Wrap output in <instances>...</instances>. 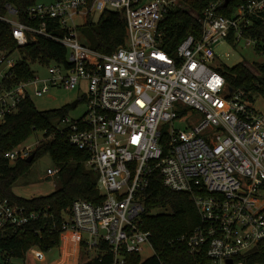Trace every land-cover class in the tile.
I'll list each match as a JSON object with an SVG mask.
<instances>
[{
    "label": "built area",
    "instance_id": "1",
    "mask_svg": "<svg viewBox=\"0 0 264 264\" xmlns=\"http://www.w3.org/2000/svg\"><path fill=\"white\" fill-rule=\"evenodd\" d=\"M179 1L36 2L26 12L36 22L30 24L19 19L11 4L7 13L0 12L20 45L42 35L67 49L65 61L32 63L31 75L24 76L19 49L0 47V126L33 94L87 83L86 112L59 117L54 129L89 152L85 165L98 173L97 188L105 195L101 202L77 198L64 212L62 234L77 233V247L88 251L81 264L97 256L102 260L108 252L110 264H124L127 253H140L146 243L153 246L142 213L155 173L165 186L190 193L195 201L200 223L182 236L189 252L206 253L212 264H249L251 254L260 248L264 252V112L244 89L229 85L220 70L225 64L212 66L215 45L224 40L243 41L264 55V39L246 34L264 23V0H234L231 15L221 12L230 0L210 1L198 15L201 34L188 35L170 53L161 45V23ZM108 9L125 14L127 42L104 53L83 43L78 28ZM35 64H49V76L40 78ZM194 110L201 116L195 118ZM37 146L23 142L4 156L14 163ZM59 170L49 168L48 174ZM40 215L0 198V229H19ZM30 250H36L39 262L44 260L42 249ZM16 260L28 264L27 254L0 253V264H19Z\"/></svg>",
    "mask_w": 264,
    "mask_h": 264
},
{
    "label": "trees",
    "instance_id": "2",
    "mask_svg": "<svg viewBox=\"0 0 264 264\" xmlns=\"http://www.w3.org/2000/svg\"><path fill=\"white\" fill-rule=\"evenodd\" d=\"M92 1V0H89ZM212 0H181L172 8L161 23L162 47L175 53L179 44L190 34L199 36L202 32L198 15ZM236 1V0H235ZM37 0H0V12L7 13V4L17 11L18 17L25 23L30 21L26 12ZM234 0L221 11L231 15ZM188 8V10H186ZM126 16L122 11L105 10L101 18L95 22L91 18L86 23L90 28V45L92 48L109 53L125 45L127 42ZM246 34H259L264 39V23ZM0 47L14 51L19 49L24 76L31 75V64L35 62L50 63L65 61L67 49L57 41L40 35L36 40L20 45L13 35L12 25L0 20ZM220 70L227 82L234 89H244L251 99L255 95L264 98V63L256 66L239 62L233 66L223 65ZM71 104L60 108L39 110L32 97L24 99L17 112L9 114L0 126V198H7L13 204L25 206L29 211L41 215L19 229H0V253L12 254L16 257L26 256L32 246L48 251L59 245L62 234L64 212L77 198L101 202L105 195L97 188L98 173L87 168L85 160L89 152L70 144L62 133L54 134L56 120L67 114ZM48 129L45 139L36 148V156L32 162L19 159L11 163L4 152L26 140L35 130ZM52 135L51 138L49 136ZM46 154L60 167L58 172L59 186L48 194L33 197L18 195L14 184L27 173L33 163ZM161 209L154 213L153 210ZM143 228L152 232L151 241L154 254L142 259L139 252L127 253L124 264H212L206 253L189 252L183 235L191 233L200 223V216L194 199L190 193L174 191L163 184L162 176L155 173L147 190L145 209L142 213ZM74 248L77 249V233H73ZM107 249L108 245L103 243ZM113 257L110 252L90 260L88 264H110ZM249 264L264 263V252L261 248L248 258Z\"/></svg>",
    "mask_w": 264,
    "mask_h": 264
},
{
    "label": "rangeland",
    "instance_id": "3",
    "mask_svg": "<svg viewBox=\"0 0 264 264\" xmlns=\"http://www.w3.org/2000/svg\"><path fill=\"white\" fill-rule=\"evenodd\" d=\"M52 0H37V3H50ZM181 3V0L179 1ZM101 13L96 12L93 17L95 21H98ZM9 18L16 19V15L8 14ZM79 37L80 40L90 45V28L88 25L84 24L79 26ZM215 51L217 54L216 59L212 62V66L217 65H229L233 66L239 62H245L249 65L256 66L259 63L264 62V55L257 53L251 45H247L245 42L232 43L229 41H220L215 45ZM55 62L51 61L50 64ZM49 64H35L36 73L40 78L44 79L49 76L48 72ZM262 80L264 76L260 74ZM44 85L43 81L39 84L41 88ZM87 92L88 87L85 80L76 89L66 88V87H50L48 91L42 96L32 95V100L35 106L39 110H48L54 108H60L64 105L71 104L73 100L78 97H82L76 107H72L68 110L67 114L72 118L81 117L87 110ZM256 107L264 112V98L262 95L256 94ZM194 117L198 118L201 113L194 110ZM58 119L56 120V122ZM180 128H185V123L176 124ZM44 130H35L26 140L21 143L34 144L37 146L38 143L44 138ZM19 143V144H21ZM18 145V144H17ZM57 164L53 161L50 154H46L43 157L36 160L29 173L21 177L13 186L14 191L24 197H33L42 194H48L59 186L58 174L50 175L48 174V169H55ZM161 209L153 210L154 213L160 212ZM66 215V214H65ZM66 237L65 234L61 235V240L59 245L50 248L48 251H44V260L39 262L36 258V250H28L27 261L28 264H57L62 262V264H81V262L88 257V251L81 247L74 248V237L72 233H68ZM82 235L86 237L87 232H82ZM76 240V239H75ZM38 247V246H37ZM40 248V247H38ZM41 249V248H40ZM155 252L153 246L146 243L143 245V249L140 252L142 259H146L153 255ZM19 264L20 261L16 260ZM59 261V262H58Z\"/></svg>",
    "mask_w": 264,
    "mask_h": 264
},
{
    "label": "water",
    "instance_id": "4",
    "mask_svg": "<svg viewBox=\"0 0 264 264\" xmlns=\"http://www.w3.org/2000/svg\"><path fill=\"white\" fill-rule=\"evenodd\" d=\"M227 1H228V0H227ZM186 10H188V8H186ZM79 101H80V98H76L75 100H73V101L71 102V106H72V107H76V105L78 104ZM35 156H36V152L34 151V152H32V153L27 157V161H28V162H32L33 159L35 158ZM255 250H257V246L253 247L251 251H255ZM230 261H231V263H232V260H230ZM83 264H88V262H84Z\"/></svg>",
    "mask_w": 264,
    "mask_h": 264
}]
</instances>
